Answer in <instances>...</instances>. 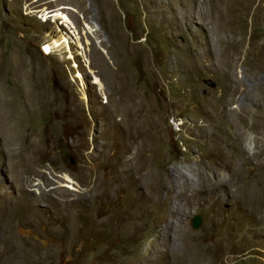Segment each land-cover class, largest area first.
<instances>
[{
	"label": "rangeland",
	"instance_id": "obj_1",
	"mask_svg": "<svg viewBox=\"0 0 264 264\" xmlns=\"http://www.w3.org/2000/svg\"><path fill=\"white\" fill-rule=\"evenodd\" d=\"M66 262L264 264V0H0V264Z\"/></svg>",
	"mask_w": 264,
	"mask_h": 264
},
{
	"label": "bare ground",
	"instance_id": "obj_2",
	"mask_svg": "<svg viewBox=\"0 0 264 264\" xmlns=\"http://www.w3.org/2000/svg\"><path fill=\"white\" fill-rule=\"evenodd\" d=\"M61 9V8H60ZM42 15H45L46 17H53V18H59L62 20V23H66L68 26L70 25L71 28H73L72 24H70V20L68 18V16L63 12V11H60L59 9L58 10H55V11H43ZM90 28V27H89ZM93 31V29H92ZM74 32V35L76 34L75 31ZM77 36V34H76ZM61 39V38H60ZM70 40L69 38L65 35V36H62V40H54L52 43L50 44H47L45 45L44 47V51L45 53L47 54H50L54 48H58V47H66V49L70 52V55H69V58H74L73 54H72V51H71V47H70ZM81 48V47H80ZM66 50V51H67ZM81 54V56L83 55L82 52H79ZM92 70V69H91ZM77 77L80 78L81 81H83V74H81L78 70V73H77ZM94 83L96 85H98L100 87V89H102V83H101V80L95 76L94 78ZM223 97V96H222ZM218 99V98H217ZM223 99V98H222ZM219 100V99H218ZM221 100V99H220ZM225 100V99H224ZM220 101H218L217 103H219ZM217 105V104H216ZM220 105V103H219ZM222 106V105H221ZM228 110V109H227ZM137 262V261H136Z\"/></svg>",
	"mask_w": 264,
	"mask_h": 264
},
{
	"label": "water",
	"instance_id": "obj_3",
	"mask_svg": "<svg viewBox=\"0 0 264 264\" xmlns=\"http://www.w3.org/2000/svg\"><path fill=\"white\" fill-rule=\"evenodd\" d=\"M203 83L210 86V87H214L215 86V82L212 79H204ZM201 224V216L199 214H196L193 216V218L191 219V226L196 229L200 226ZM63 264H70L68 262L63 263Z\"/></svg>",
	"mask_w": 264,
	"mask_h": 264
}]
</instances>
